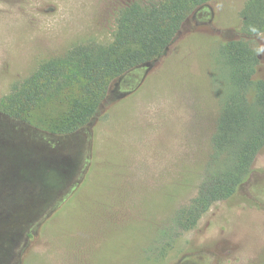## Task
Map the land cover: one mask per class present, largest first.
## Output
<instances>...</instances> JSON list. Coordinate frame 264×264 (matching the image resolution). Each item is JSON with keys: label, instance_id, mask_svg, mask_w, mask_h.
I'll list each match as a JSON object with an SVG mask.
<instances>
[{"label": "rangeland", "instance_id": "374dc122", "mask_svg": "<svg viewBox=\"0 0 264 264\" xmlns=\"http://www.w3.org/2000/svg\"><path fill=\"white\" fill-rule=\"evenodd\" d=\"M143 0H0V109L38 66L89 41H112L120 9ZM248 0L194 11L152 67L126 72L91 124L55 133L70 96L22 119L0 112V264H264V151L243 200L214 202L188 230L177 212L196 194L225 83L217 50L242 32ZM113 93V94H112ZM17 179V178H16ZM250 197L251 199H249Z\"/></svg>", "mask_w": 264, "mask_h": 264}, {"label": "trees", "instance_id": "16d2710c", "mask_svg": "<svg viewBox=\"0 0 264 264\" xmlns=\"http://www.w3.org/2000/svg\"><path fill=\"white\" fill-rule=\"evenodd\" d=\"M212 0H143L119 10L112 41H89L69 49L63 57L41 63L1 103L0 112L22 119L41 104L70 96L67 112L55 133L71 134L89 126L102 104L114 102L109 88L129 70L152 65L175 41L197 9ZM242 32H264V0H248L240 12ZM258 52L244 38H231L217 50L216 71L225 83L211 154L196 194L181 207L173 228H193L216 201H246L244 188L255 158L264 151V79L255 78ZM113 94V93H112Z\"/></svg>", "mask_w": 264, "mask_h": 264}, {"label": "flooded vegetation", "instance_id": "af4514ba", "mask_svg": "<svg viewBox=\"0 0 264 264\" xmlns=\"http://www.w3.org/2000/svg\"><path fill=\"white\" fill-rule=\"evenodd\" d=\"M8 143H2L0 140V150L3 148V145H7ZM17 170V169H16ZM15 170V168L12 167L9 171H6L2 177H0V183L3 182L4 179L7 181H21V182H26V180L23 179L22 175ZM17 178V179H16Z\"/></svg>", "mask_w": 264, "mask_h": 264}]
</instances>
